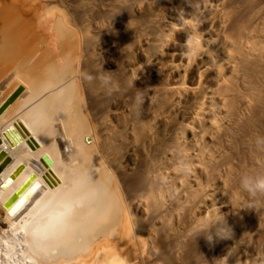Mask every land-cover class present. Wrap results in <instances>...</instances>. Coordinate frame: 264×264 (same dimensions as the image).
Masks as SVG:
<instances>
[{
  "label": "bare ground",
  "instance_id": "bare-ground-1",
  "mask_svg": "<svg viewBox=\"0 0 264 264\" xmlns=\"http://www.w3.org/2000/svg\"><path fill=\"white\" fill-rule=\"evenodd\" d=\"M5 1L0 264H264V192L248 180L264 177V0L219 10L233 75L216 68L211 101L205 72L175 82V26L109 44L132 0L104 16L96 1ZM189 24L188 72L203 52ZM20 123V140L4 133Z\"/></svg>",
  "mask_w": 264,
  "mask_h": 264
},
{
  "label": "rangeland",
  "instance_id": "rangeland-1",
  "mask_svg": "<svg viewBox=\"0 0 264 264\" xmlns=\"http://www.w3.org/2000/svg\"><path fill=\"white\" fill-rule=\"evenodd\" d=\"M2 1H5V0H0V3H2ZM95 1L98 6L97 9L99 10L96 9L97 11L95 10L91 16H104L103 12L105 11H102V9L100 8L101 6L102 8L109 10V13L111 11H114L115 9L122 12L123 9L121 8H122V5L125 4L124 1L126 0H122V1L118 0L119 2L117 0L115 1L113 0L112 1L111 0H92L91 1L89 0L90 3L93 2L92 5L94 6L96 4ZM129 1L131 0H127L126 3H128ZM132 1L130 2L132 6L134 5V7L136 8V6L138 7L139 5L140 8L139 9L136 8L134 12L131 11L130 14L128 15L125 14L122 16H130V15L133 16L134 15L132 19L134 22L131 20L130 22L131 24L129 23L126 26L120 27L119 28L120 34L114 37V39H116L115 41L114 39H112V42L109 43L110 45L119 44L123 46H128L131 44L130 42L135 40V38L138 39V38H141L142 36H143L142 38L149 37V36L153 37L157 35L159 31L157 26H160V25L164 26L166 30L172 29L175 26L176 30L172 34L173 35L172 46H171L172 49L169 48L167 50L170 52L168 53L169 58L167 57V61L169 62L170 65L172 63H175V64H178V66L180 67L177 74H175L176 83L181 82V80L184 77L183 75L187 73L186 74L187 77L185 75L186 80L188 81L190 85H195L199 83L200 81V74L202 72H205V80H206L205 82L207 83L206 84L207 89H208L207 92H208V96L210 97L212 96L213 89L216 88V85H217L218 70H216V68L218 66L222 65L221 68L223 66L225 67L223 68L225 69L223 71L224 72L226 71L225 74L228 73L227 76L233 75V70L231 67L232 63L229 57V48L231 44L227 41L225 37V28H226L225 22H224L225 18L222 17V15L220 14V11L224 7L227 6V2H228L227 0H134L133 2ZM5 2L9 4V0H6ZM5 2L3 4H5ZM134 2L136 3V5L133 4ZM261 8L259 7L258 11L256 10L255 13L258 12V15L261 14L262 11L264 10V5L261 6ZM9 13L10 14L6 12L4 16L14 15L13 13L11 14V12ZM119 14L120 13L118 12L116 15L118 16ZM263 14H264V11L262 13V16L261 15L259 16L263 17L264 16ZM23 15L24 14H22V16ZM119 16H121V14ZM190 20L198 24V32L202 36L201 41L203 45V52L201 55H198V58L196 59L197 64L193 65V68H191L190 71L188 72L189 53H190L189 43H190L191 38L196 33L195 29L191 26V24H189ZM261 20L258 22L259 24L257 26L258 27L257 28V31H258L257 40L259 44L261 45L260 46L261 49L264 50V35H263L264 34V29H263L264 20L263 19ZM103 52L106 57H110L109 56L110 54L107 51L104 50ZM140 63H145V60L144 59L140 60ZM165 64H166L165 62L164 63L160 62L159 64H157V66L153 67L155 71L154 72L155 81L159 80L162 77V73L165 68L164 66H166ZM3 68L4 67L0 68L1 72ZM157 74L158 76H156ZM8 76L6 77L5 75V79L8 78ZM5 79H3V82ZM190 99L191 98H187L186 100L184 98L183 102H187ZM211 100L212 98L210 97L209 101ZM244 103L245 102H243V104ZM131 163L133 162L131 161ZM244 198L246 199L247 196H245ZM249 199L250 198L248 197L246 201H249Z\"/></svg>",
  "mask_w": 264,
  "mask_h": 264
},
{
  "label": "water",
  "instance_id": "water-1",
  "mask_svg": "<svg viewBox=\"0 0 264 264\" xmlns=\"http://www.w3.org/2000/svg\"><path fill=\"white\" fill-rule=\"evenodd\" d=\"M16 93H17V91L15 92V94H13L10 98H9V100L7 101V103L8 104H10L12 101H13V99H14V97H16ZM6 106V104H4V106L2 107V109L4 108ZM0 112H1V110H0ZM19 127H23V124L22 123H20L19 125H17V124H15L12 128H11V130H6V132H4V133H7L9 136H11L12 137V132L15 134V136H17L18 137V139L20 140V137L17 135V133H15V131H17L18 130V128ZM13 138V137H12ZM13 140H14V138H13ZM2 142V137L0 136V143ZM3 153L2 154H0V161H1V158H3ZM45 161H46V163L48 164V165H50L51 164V161H50V159L48 158V157H45ZM2 170L0 169V172H1ZM32 178H30L28 181H27V183H29V181L31 180ZM24 187V185L16 192V194H14L15 196H13L10 200H8L7 202H6V204H5V206L8 208L9 207V205H11L12 204V202L16 199V196L22 191V188Z\"/></svg>",
  "mask_w": 264,
  "mask_h": 264
},
{
  "label": "clouds",
  "instance_id": "clouds-1",
  "mask_svg": "<svg viewBox=\"0 0 264 264\" xmlns=\"http://www.w3.org/2000/svg\"><path fill=\"white\" fill-rule=\"evenodd\" d=\"M256 144L259 147L260 145H264V138H257ZM249 182L254 181L255 190L264 192V177L255 178L249 177ZM245 187L248 188V183L245 184ZM249 191H253L251 188H248ZM255 194V192H253Z\"/></svg>",
  "mask_w": 264,
  "mask_h": 264
},
{
  "label": "snow or ice",
  "instance_id": "snow-or-ice-1",
  "mask_svg": "<svg viewBox=\"0 0 264 264\" xmlns=\"http://www.w3.org/2000/svg\"><path fill=\"white\" fill-rule=\"evenodd\" d=\"M12 214H13V215L16 214V210H15V209L12 210Z\"/></svg>",
  "mask_w": 264,
  "mask_h": 264
}]
</instances>
